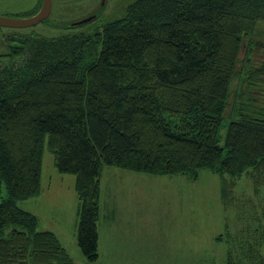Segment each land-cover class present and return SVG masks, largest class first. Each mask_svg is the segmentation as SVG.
Returning a JSON list of instances; mask_svg holds the SVG:
<instances>
[{
  "label": "trees",
  "instance_id": "1",
  "mask_svg": "<svg viewBox=\"0 0 264 264\" xmlns=\"http://www.w3.org/2000/svg\"><path fill=\"white\" fill-rule=\"evenodd\" d=\"M101 11L58 37L6 36L0 264H75L57 233L18 205L42 194L46 146L57 170L75 175L77 241L89 263L100 258L107 166L192 179L209 170L226 209L234 197L242 204L234 187L243 175L263 193L264 60L251 55L264 36V0H134L109 20ZM226 232L216 237L228 243L225 264H242L238 252L264 264V229L244 252Z\"/></svg>",
  "mask_w": 264,
  "mask_h": 264
},
{
  "label": "rangeland",
  "instance_id": "2",
  "mask_svg": "<svg viewBox=\"0 0 264 264\" xmlns=\"http://www.w3.org/2000/svg\"><path fill=\"white\" fill-rule=\"evenodd\" d=\"M132 1L105 0L102 18L121 17ZM39 3L40 0H0V16L30 17ZM102 4L103 0H53L49 17L36 25L0 26V54L10 51L6 41L8 34L58 37L75 30L73 23L97 12ZM257 36L260 41L253 47L251 55L254 62L264 60V36ZM245 56L244 49L240 59L243 60ZM242 65L243 62L239 66ZM226 131L227 127L223 128L224 136ZM102 177V206L104 210L108 209L111 216L116 214V220L108 227L110 239L106 240L103 235L102 242L99 240V253L102 255L95 263L87 261L77 237L71 240L72 212L78 201L74 193L75 175L61 174L57 170L54 156L47 146L43 161L42 194L18 202L21 208L39 217L40 229L60 226L61 223L66 226L63 240L75 264H127V247L121 245L119 238L125 230L124 226L128 227L129 224V221H124L126 216L136 217L130 222V227L137 230L136 233L151 234L146 239L147 248L140 249H143V257L145 254L151 255L159 264H173L166 262L167 259L177 260L180 264H225L228 243L216 239L218 234L227 235V230L234 232L229 241L233 243L235 251L238 245H246L241 248L244 252L253 248L252 244L258 240L256 236L262 234L264 229V201L259 199L260 195L264 196V190L262 194L255 193L252 181L245 175L238 179L234 187V195L242 196V204L238 208L239 200L234 197L236 204L231 209H226L222 201L221 177L206 169L200 171L198 179H192L186 174L152 175L107 166ZM52 182L54 187L49 188ZM0 194L7 198V188L4 187ZM10 229L7 227L5 232ZM145 250L149 252L145 253ZM238 253L241 256L239 261L248 264L247 254Z\"/></svg>",
  "mask_w": 264,
  "mask_h": 264
},
{
  "label": "crops",
  "instance_id": "3",
  "mask_svg": "<svg viewBox=\"0 0 264 264\" xmlns=\"http://www.w3.org/2000/svg\"><path fill=\"white\" fill-rule=\"evenodd\" d=\"M42 177H43V172H42ZM103 179V177H102ZM52 180V179H51ZM59 183H61L60 181H58ZM64 182H62L63 184ZM54 187L53 186V182L49 183V188ZM42 188L44 190V186H43V178H42ZM48 188V190H49ZM74 193H76L74 191ZM76 195V194H75ZM78 198V197H77ZM102 201H103V186H102ZM78 207H79V200L77 201V203L75 204V208L72 212V229H71V240L72 239H76L77 237V227H78V215H77V211H78ZM104 215V218H102V216ZM116 214H113L112 216L109 214L108 209L104 210L103 206L101 207V217H100V222H99V227H100V242L103 235L105 237L106 240L110 239V234L108 232V227L110 226V223L115 221ZM133 218H136L135 216H126L124 218L125 222L129 221L128 227H125V230L123 231V233H120V243L122 246H126V254L128 255L127 257V264H159V263H155V259L151 256V255H147L145 254V256L143 257V249L140 248H147V243L148 241H146V239L148 240V238H150L151 234L149 232H144L142 235H140L139 233H136L137 230H135L134 228L130 227V222L134 221ZM103 227V228H102ZM49 229L54 230L58 237L61 238L63 245L66 247L65 242L63 240V236H66V226L63 225L61 223L60 226H53L51 227H46ZM107 250H109V247H105ZM106 254L111 253L110 251H104ZM145 253H148V250L144 251ZM141 254V255H140ZM102 255V253L100 252V256ZM130 255V256H129ZM111 256V255H110ZM112 259H114V257L111 256ZM174 260L176 258H173ZM165 261V260H164ZM166 262L168 263H173V264H180L178 263L177 260L175 261H170V259H167Z\"/></svg>",
  "mask_w": 264,
  "mask_h": 264
},
{
  "label": "water",
  "instance_id": "4",
  "mask_svg": "<svg viewBox=\"0 0 264 264\" xmlns=\"http://www.w3.org/2000/svg\"><path fill=\"white\" fill-rule=\"evenodd\" d=\"M105 3V0H103ZM53 7V0H43L42 5L39 11L26 18H8L0 16V25L1 26H8V27H27L33 26L38 24L39 22L43 21L44 19L48 18ZM97 16L96 14L89 15L86 18H83L80 21L73 23L74 25H81L83 23L89 22Z\"/></svg>",
  "mask_w": 264,
  "mask_h": 264
},
{
  "label": "flooded vegetation",
  "instance_id": "5",
  "mask_svg": "<svg viewBox=\"0 0 264 264\" xmlns=\"http://www.w3.org/2000/svg\"><path fill=\"white\" fill-rule=\"evenodd\" d=\"M104 5H105V4L103 3L102 6L99 8V10L97 11L98 14L100 13L101 9L104 8ZM101 12H102V11H101Z\"/></svg>",
  "mask_w": 264,
  "mask_h": 264
}]
</instances>
